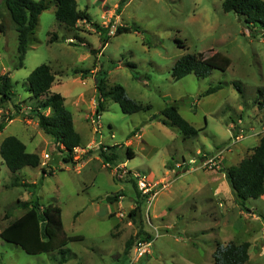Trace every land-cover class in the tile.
I'll return each instance as SVG.
<instances>
[{
  "label": "rangeland",
  "instance_id": "1",
  "mask_svg": "<svg viewBox=\"0 0 264 264\" xmlns=\"http://www.w3.org/2000/svg\"><path fill=\"white\" fill-rule=\"evenodd\" d=\"M77 1L90 19L66 27L52 3L17 67L18 32L0 0V76L10 78L0 124L14 116L0 128V145L15 135L41 156L39 166L14 173L0 154V229L25 212L18 201L37 199L62 208L64 232L72 238L69 259L61 263L58 250L30 254L0 237V264H215L217 247L230 241L250 242L247 264H264V194L243 206L224 171L251 155L264 135V32L224 11V0ZM120 25L132 30L118 33ZM218 51L231 59L227 70L174 78L183 55ZM42 63L56 73L51 89L66 97L81 135L76 164L64 160L63 145L57 147L34 115L41 99L32 97L26 81ZM101 77L106 91L121 85L144 108L127 113L108 97L98 127L93 118ZM3 83L0 77V88ZM216 85L218 91L205 94ZM170 103L202 129L198 136L185 137L160 115ZM115 144L121 145L120 158L107 162L101 148ZM138 175L166 186L151 203L138 192ZM16 176L20 181L13 185ZM108 195L119 197L111 202ZM141 231L152 236L151 252L133 261L127 241L133 237L134 244Z\"/></svg>",
  "mask_w": 264,
  "mask_h": 264
},
{
  "label": "trees",
  "instance_id": "2",
  "mask_svg": "<svg viewBox=\"0 0 264 264\" xmlns=\"http://www.w3.org/2000/svg\"><path fill=\"white\" fill-rule=\"evenodd\" d=\"M2 1L5 3L18 32L19 62L17 67L23 66L27 48L32 41L39 17L43 11L50 8L52 3L55 4L56 19L66 27L74 28L79 21H88L90 19L87 11L79 9L77 0ZM124 2L126 0H122V3ZM223 9L226 12H235L239 16L244 17L245 22L254 32H264V0H224ZM0 29L2 31L5 30L3 22L0 23ZM131 30L132 27L126 25L117 27L118 33ZM54 38H56V35H53L52 39ZM107 42L108 38L104 40L103 47ZM230 64L231 59L219 51L212 55H206L204 52L186 54L176 61L172 74L175 79L183 78L191 73L205 77L210 75L213 69L227 70ZM82 75L85 77L84 72ZM0 77L4 81L2 86L4 90L0 88L1 103L5 98H10V93L7 91L10 78L7 74H3ZM55 79L56 73L51 65L42 63L27 77V90H29L33 98L41 99V104L35 108L34 113L39 120L40 128L54 138V141L58 144L57 147L63 145L64 148L59 149L64 154V160L66 162L72 161L76 164L78 160H74L73 152L75 148L81 146V135L75 128L74 116L72 111L66 106L65 96L59 92L51 91ZM235 85L237 86V84ZM96 88L99 98L97 106L99 114L103 110L102 101L108 97L118 101L122 110L127 113L137 112L144 108L142 104L130 98L121 85H116L113 89L106 91L103 77L97 80ZM220 88V85L211 86L206 90L205 94H211ZM47 110H49V113H45ZM160 115H164L169 122L177 125L185 137L194 138L202 130L194 127L180 114L177 103L168 104L160 112ZM12 119H14V116L8 115L4 122ZM4 122L0 124L1 129ZM119 147H121L119 144L103 146L100 151L101 155L107 162L113 163L120 158ZM127 153L129 156L133 155V150L130 146H127ZM0 154L5 164L14 173L26 166H39L41 162V156L38 153L28 151L26 144L15 135H9L3 139L0 145ZM224 171L238 201L243 206H245L247 199L263 195L264 135L260 138L259 144L254 147L251 155L244 158L239 164L232 165ZM19 181V177L16 176L13 185H18ZM139 194L145 201L146 197L144 198L140 192ZM118 197L119 195H108L107 200L113 202ZM18 204L25 209V212L3 229H0V237L20 245L30 254L58 250L60 262H67L70 250L66 245L72 238L68 237L64 232L62 208L53 203L43 206L37 199L18 201L16 207ZM140 209L141 205L139 203L132 210L131 216H135ZM141 233L142 231L135 238L152 240V236L149 233L146 237H142ZM132 240L133 237L127 241V244L132 246L134 242ZM249 248L250 242L248 241L240 243L230 241L224 246L219 245L215 251V264H247L250 258Z\"/></svg>",
  "mask_w": 264,
  "mask_h": 264
},
{
  "label": "built area",
  "instance_id": "3",
  "mask_svg": "<svg viewBox=\"0 0 264 264\" xmlns=\"http://www.w3.org/2000/svg\"><path fill=\"white\" fill-rule=\"evenodd\" d=\"M97 111V110H96ZM100 114L98 111L96 112V117L93 118V123H97L98 127L99 124ZM240 137L238 138V140ZM45 158H49V154H45ZM137 186L141 194L146 197L147 202L151 203L154 198L157 197L160 190H162L164 187H166L163 184L156 183L155 185H152L145 177L138 175L137 176ZM158 235V233H157ZM262 235L264 236V230L262 231ZM151 245L152 240H143L138 239L135 241V243L132 246V260H138L139 258H142L146 256L148 253L151 252Z\"/></svg>",
  "mask_w": 264,
  "mask_h": 264
},
{
  "label": "crops",
  "instance_id": "4",
  "mask_svg": "<svg viewBox=\"0 0 264 264\" xmlns=\"http://www.w3.org/2000/svg\"><path fill=\"white\" fill-rule=\"evenodd\" d=\"M57 79H58V78L56 77V79H55V80H57ZM51 91H52V92H54L52 89H51ZM95 91L97 92V89H96ZM96 97H98V92H97V95L95 96V98H96ZM65 98H66V97H65ZM13 120H14V119H12V120L8 121V123L12 122Z\"/></svg>",
  "mask_w": 264,
  "mask_h": 264
}]
</instances>
